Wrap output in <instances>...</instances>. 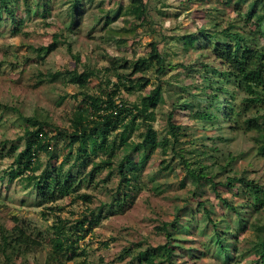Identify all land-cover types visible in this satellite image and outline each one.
Returning <instances> with one entry per match:
<instances>
[{
  "label": "rangeland",
  "instance_id": "rangeland-1",
  "mask_svg": "<svg viewBox=\"0 0 264 264\" xmlns=\"http://www.w3.org/2000/svg\"><path fill=\"white\" fill-rule=\"evenodd\" d=\"M36 1L29 2L35 4ZM49 1L51 10L46 16L34 12L26 14L25 0L17 1L20 15H27L18 34L12 32L9 15L2 13L0 18V102L7 105L0 107L3 120L0 125V227L21 225L42 240L39 249L15 254L12 264H49V255L58 245L66 251L64 255L56 256L67 264H143L140 252L149 246L166 243L168 240L161 227L164 222L173 221L178 227L173 242L174 261L178 264H225L223 259L227 256L231 258L229 264H262L252 246L256 237V229L252 227L256 220L252 217L253 209L244 207L243 216L248 220L246 230L233 234L227 229H240V225L237 214L222 199L240 208L246 205L245 195L238 192L237 187L220 186V196L205 182L196 187L191 178L185 180L186 169L172 151L164 154L158 148L151 156L137 186L131 189L133 201L125 207L118 205V200L123 202L117 191L119 178L109 174V169L98 173L92 182H83L78 190V193L90 194L91 201L86 202L77 198V192H70L55 202H45L31 186L28 171L10 179L14 158L5 155L14 144L18 146L17 151L25 146L24 139L19 138L23 137L25 122L13 106L27 115L47 112L60 127L68 128L72 118L84 122L90 116L85 94H97L106 87L102 80L103 69L114 58L127 59L128 63L141 56L146 58L148 69L136 73L133 79L149 78L150 84L123 95L132 105L161 84L165 101L156 110L154 126L160 137L169 135L167 118L175 107L174 102L181 98L207 97L198 89L203 85L201 62L221 64L211 48L224 35V30H243L251 37L258 35L260 26L245 24L239 13V10L245 12L249 3L237 4V0H145L148 11L143 21L122 14L113 23L106 24L107 12L113 16L120 5L125 7L131 0H81L77 22L71 26L70 3L74 0ZM134 20L137 29L128 32ZM204 28L211 33L217 32L218 38L206 37L196 45L188 46L184 37ZM119 30H124L125 42L120 40ZM55 36L60 41L58 47L41 59L38 49L51 44ZM255 40L252 39V43H264L259 35ZM72 53L80 54V62ZM162 59L166 61V69L160 72ZM86 63L92 74L85 75L87 85L80 87L65 72H83ZM50 72L61 74L50 79ZM241 97L237 95L235 99L239 107ZM189 115L190 111H185L176 118L190 133L177 146L179 154L197 169L201 161H207L215 168L217 162L197 156L195 148L213 151L212 145L216 142L224 152L236 155L232 164L239 174L245 170L249 178L264 185V158L258 155L253 142L255 132L246 127L245 113L234 117L222 128V121H199ZM145 127L140 117L132 139H141ZM64 146L63 140L54 145L60 154L57 164L62 161ZM47 159L45 153H40L36 163L41 164V168L37 173L44 168ZM17 168L22 169V166L17 165ZM205 201L213 209V218L224 219L220 228L227 229L224 244L228 250L219 248L201 204ZM177 213H180L179 217ZM262 213L264 216V209ZM86 215L95 219L92 223L86 222L88 231L83 232L85 237L79 239L74 253L71 242L65 241L59 231L65 229V236L77 240L79 232L73 230V226ZM98 217L100 219L96 220ZM184 223L187 227H182Z\"/></svg>",
  "mask_w": 264,
  "mask_h": 264
},
{
  "label": "trees",
  "instance_id": "trees-1",
  "mask_svg": "<svg viewBox=\"0 0 264 264\" xmlns=\"http://www.w3.org/2000/svg\"><path fill=\"white\" fill-rule=\"evenodd\" d=\"M18 0H0V18L2 13L9 15L12 22V32H21L22 25L25 23L26 14H46L51 10L48 6L49 0H37L35 4L30 0H25L27 5L24 16L19 13ZM248 2L249 7L244 12L239 13L244 17V23H257L260 28L258 35L264 40V0H237V4ZM71 5L72 21L71 26L77 22V14L81 9V0H74ZM148 11L145 0H131L127 6L120 5L113 16L106 15V24L113 23L119 16L126 14L133 19L142 20ZM133 22L128 32L137 29V23ZM143 21V20H142ZM119 30L120 40L125 42L127 37ZM217 32L200 29L197 33H189L184 37L188 46L196 45L199 40L204 38H218ZM258 35L251 37L246 31L224 30V35L214 43L212 54L220 60L219 64L201 62V77L203 85L198 87L207 97L203 99H184L181 98L174 102V108L168 113L167 123L169 135L159 136L158 130L154 126L157 119L156 110L159 104L165 101L163 96L165 90L158 84L150 93L143 95L134 104H129L123 93H133L136 88L142 89L150 84V79H133V75L138 72H145L149 65L146 64L145 57H139L128 63L127 59H113L109 66L103 69L102 80L104 88L97 94H85V100L90 110V116L84 121L79 122L71 119L68 128L60 127L50 117L47 112H35L24 114L19 108L12 107L18 112L20 118L25 122L23 137L25 146L20 151L17 145H13L5 154L14 158L10 179L18 177L23 172H29L31 186L36 190L37 196L45 202H55L59 198L70 192H77V198L86 202L91 201L88 193H78L83 182H92L98 173L109 169V174L118 176V194L122 195L123 202L118 200L120 207H125L128 202L133 201L132 188L136 187L142 172L144 171L151 156L161 148L164 154L169 151L174 156L180 158L182 166L185 167L186 177L191 178L193 184L199 187L203 182L210 185L219 194V187L236 188L247 198L245 206H238L229 200L222 199L228 208L232 209L237 215L240 229L228 227L233 234L246 230L248 220L243 216L244 207L252 208V217L256 220L252 227L256 229L255 240L252 246L259 255V262L264 264V185L251 179L247 171L239 174L233 166L237 157L231 152H224L220 146L214 142L213 151L209 148H195L197 156L202 159H214L217 164L212 168L206 161L199 162V169L193 167L187 158L178 153V147L184 138L189 137L187 126L177 121V115L190 111V115L199 121L230 123L235 117L245 113V124L247 129L255 132L253 142L257 148L258 155L264 158V43H252V39L258 40ZM114 38V36H112ZM261 41V40H260ZM58 36L53 42L43 46L39 57L45 59L53 50L58 47ZM252 43V44H251ZM69 50L72 52V45L69 43ZM72 56L80 62V54L72 53ZM83 72L78 70H67L69 79L77 83L80 87L87 85L85 75L92 74L90 66L86 63ZM166 61L162 59L159 71H165ZM61 72L49 73L50 79H55ZM113 77L116 79L113 80ZM209 90V91H208ZM237 95H242L241 107L236 104ZM208 102V105H204ZM3 105L0 102V107ZM146 124V131L141 139H132L136 123L139 118ZM0 116V125L2 124ZM222 137L219 136V139ZM59 140L65 142L64 152L61 154L62 161L57 164L60 154L54 149V145ZM40 153L48 156L44 168L36 161ZM21 165L22 169H18ZM127 168L129 171L127 172ZM227 173L226 176L224 174ZM195 194V192H194ZM206 212V218L211 224V228L216 235L219 248L228 250L225 246V230L220 228L223 218H213V209L205 201L201 203ZM107 205V204H106ZM105 205V206H106ZM107 206H111L107 205ZM180 212V208L177 209ZM93 215V213H91ZM91 215V216H92ZM84 216L77 221L73 230L78 231V239L72 241L65 236L66 230L59 233L64 236V240L71 242L73 252L78 248L77 242L85 237L84 231L86 222H94V217ZM180 213H177V217ZM176 217V218H177ZM100 218L98 217L99 220ZM188 222L192 220L188 219ZM176 221L164 222L161 227L166 234L167 242L157 247L149 246L140 252L139 258L143 264H178L174 261L175 234L177 230ZM187 227V224H182ZM224 230V231H223ZM76 246L74 247V245ZM42 240L21 225L13 227H0V263H14V255L28 253L33 249H39ZM220 249V250H221ZM61 246L55 247V251L49 255V264H67L59 259L56 254L65 253ZM69 259L72 257H68ZM231 258H224L225 264H229Z\"/></svg>",
  "mask_w": 264,
  "mask_h": 264
}]
</instances>
